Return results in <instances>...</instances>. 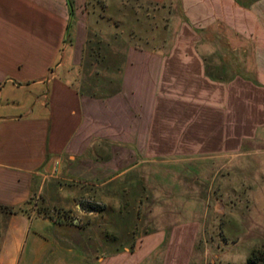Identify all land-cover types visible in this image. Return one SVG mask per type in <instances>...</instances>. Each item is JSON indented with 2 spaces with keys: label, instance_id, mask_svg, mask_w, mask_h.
<instances>
[{
  "label": "crops",
  "instance_id": "crops-1",
  "mask_svg": "<svg viewBox=\"0 0 264 264\" xmlns=\"http://www.w3.org/2000/svg\"><path fill=\"white\" fill-rule=\"evenodd\" d=\"M101 1L0 0V204L21 208L2 216L0 264H189L196 221L120 223L115 229L132 242L121 249L98 223L103 210L75 203L86 220L71 225L43 215L37 198L46 205L53 193L70 194L78 176L102 181L93 185L103 197L105 187L128 192L137 159L264 147V0H176L170 43L153 35L168 31L175 0H110L118 10L107 16ZM105 19L112 40L125 26L144 44H127L112 72L104 71L116 64L107 54H88L102 67L90 72L87 40L103 36ZM115 204L119 215L135 208ZM91 226L94 233L71 232Z\"/></svg>",
  "mask_w": 264,
  "mask_h": 264
},
{
  "label": "rangeland",
  "instance_id": "rangeland-1",
  "mask_svg": "<svg viewBox=\"0 0 264 264\" xmlns=\"http://www.w3.org/2000/svg\"><path fill=\"white\" fill-rule=\"evenodd\" d=\"M130 1L135 0H125L127 3ZM99 4L103 5L105 16L114 9L118 10V5L110 0H102ZM177 10L175 0L169 6L168 31L160 34L157 32L153 36L161 35L168 43L175 39V30L179 24ZM139 18L141 22L143 18ZM106 19L101 24L103 36H92L91 45L96 47L97 39L102 38L103 49L107 48L109 42H119V46L114 44L113 48H107L106 51L111 62L113 60L116 64L103 66L104 71L112 72L110 68H115L117 64L122 67L127 44L132 41L138 44L144 42L139 36L131 40L129 34L123 31L125 26L116 29L120 34H115L116 39L112 40ZM142 27L135 24L137 35H142ZM89 52L88 50L86 58L87 71L101 69L100 65L89 64L92 61L88 56ZM251 151L225 156H200L193 160L137 159L135 170L132 171L135 176V189L130 183L128 192H119L112 196L108 191L109 187H105L103 197L95 192L93 185L102 181L96 182L80 176L71 177V186L67 187L70 194L62 193L59 196L53 193L46 197V205L43 203V194H40L36 207L45 216L56 219L66 217L72 225L73 218H76V223L80 219L86 220L75 203L101 205L105 217L101 218L100 212L98 220L101 221L98 223L103 224L106 233L120 238L118 243L121 249L124 246L130 248L132 242L123 240L122 232L115 229L120 223L139 220L141 224L150 221L153 225H158L166 221L193 220L199 223V229L189 264H264V147ZM109 179L111 176L103 178L104 181ZM129 179L131 182L133 178ZM118 182L120 185L128 182V179L121 178ZM119 202H130L135 208H124L125 215H119L122 210H118L115 204ZM91 223L94 225L96 219ZM88 228L90 229H75L71 232L77 234L76 236L94 233L95 226ZM72 243L78 244V240H73ZM72 259L75 258L72 256Z\"/></svg>",
  "mask_w": 264,
  "mask_h": 264
},
{
  "label": "trees",
  "instance_id": "trees-1",
  "mask_svg": "<svg viewBox=\"0 0 264 264\" xmlns=\"http://www.w3.org/2000/svg\"><path fill=\"white\" fill-rule=\"evenodd\" d=\"M73 13V9L71 6V14ZM111 18L108 17V21H110ZM92 42V37H89V39L87 40V49L90 51L89 54L93 55V56H101L103 55L105 57L106 55V49H103V44H102V40L101 39H97V43L98 45L92 46L91 45ZM100 43V44H99ZM105 50V51H104ZM83 205V206H82ZM82 208L85 209L86 211H101L103 209V207L101 205H97V204H82ZM21 208H17L14 206H10V205H5V204H0V239L2 236V231H3V227H4V219L2 218L3 215H9L12 213H15L17 211H20Z\"/></svg>",
  "mask_w": 264,
  "mask_h": 264
}]
</instances>
